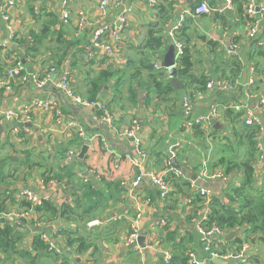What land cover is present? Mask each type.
I'll use <instances>...</instances> for the list:
<instances>
[{
    "label": "crops",
    "instance_id": "obj_1",
    "mask_svg": "<svg viewBox=\"0 0 264 264\" xmlns=\"http://www.w3.org/2000/svg\"><path fill=\"white\" fill-rule=\"evenodd\" d=\"M65 1L69 8L67 20L63 15ZM167 1L159 0V5ZM173 1L171 19L163 32L168 43L163 55L173 42L166 28L179 17L178 22L182 20L185 29L182 42L191 54L195 81L207 76L228 84L227 88H199L193 79L179 76V63L172 68L163 66V55L158 59L159 68L153 66L150 70L142 64L147 58L152 63L157 58L142 48L150 26L157 21V6L149 0H123L129 11L121 33L120 55L113 59L90 46L93 29L117 18L119 8L112 3L101 9L100 0H0V89H3L0 184L7 186L0 202L4 209L31 213L18 220L4 217L6 222H0V227H14L21 251L11 253L4 264H171L173 258L165 262V251H170L173 257L179 254L175 264H192L188 259L190 252H194L198 264H230L228 261L233 258L224 259L213 255V251L225 254L243 247L247 250L233 264H264V240L259 232L250 231L249 223L221 229L217 237H211L214 246L210 250L205 248L198 229L199 223L208 219L215 202L247 212L252 201L264 195V107L260 104L264 97V78L261 86L255 82L252 87L246 85L250 78L258 79L257 56L245 62L246 80L245 69L235 82L220 76L221 67L233 56L239 55L246 61L248 52L253 50L252 40L264 51V17L258 23L257 35L251 38L248 20L234 4L223 12L194 14L195 0ZM225 4L226 0H222L213 7ZM5 13L10 15V23ZM45 25L52 32L42 37L38 52L28 53L27 41L31 46L33 38L43 34ZM11 30H15L20 37L17 41L22 40L25 46L13 40ZM89 49L92 57L87 54ZM15 58L23 62L29 75L39 67L57 65V74H68L77 93L99 100L114 116V125L108 126L111 131L101 128L100 122L93 119V108H75L76 104L68 101L54 82L43 88H37L31 81L18 82L5 92L1 83L7 81L6 68ZM260 68L264 75L263 63ZM154 69L163 74L162 84L149 79ZM101 71L107 72L100 79L101 89L93 95V80ZM172 73H176L183 87L171 83ZM186 98L192 105L189 113L185 109ZM34 100L53 101L65 112V117L59 121L56 110L38 107L31 112L30 120L9 122L5 119L4 105L21 108ZM235 103L251 107L262 122L255 149L250 139L248 126L251 125L235 115L240 113L225 110L227 105ZM213 108L217 109L215 114ZM78 111L80 114L75 113ZM199 116L208 117L200 129L185 126L186 120ZM85 118L91 119L93 126ZM135 119L139 121L136 132L139 137L132 141L122 134V129L130 127ZM72 121L86 129L84 138L78 137L70 125ZM137 142L145 157L139 154ZM85 144L89 149L80 162L74 156ZM169 162L180 170L188 168L197 177L204 166L224 174L205 185L211 193L209 199L198 193L197 187L203 184L183 173L177 182L170 181L171 192L168 198L162 199L150 173L167 175ZM247 162L252 164L251 181L246 180ZM68 170L73 173L70 179L66 176ZM142 172L147 174L143 176ZM138 176L141 179L134 185ZM236 188L240 189L238 193ZM23 189L50 200L57 208L67 202L78 211L71 218L50 217L44 210L32 212L31 206L24 205L27 200L16 197ZM72 189L76 190L74 195ZM84 209L88 212L82 213ZM139 213L142 215L139 236L145 237L147 247L138 239L128 240L131 224ZM67 231L75 232V238H85V249L80 250L78 242L68 244ZM36 237L50 245V254L35 252ZM151 244L155 247H150ZM26 252L37 256L36 259L30 261ZM4 256L0 252V259Z\"/></svg>",
    "mask_w": 264,
    "mask_h": 264
},
{
    "label": "built area",
    "instance_id": "obj_2",
    "mask_svg": "<svg viewBox=\"0 0 264 264\" xmlns=\"http://www.w3.org/2000/svg\"><path fill=\"white\" fill-rule=\"evenodd\" d=\"M153 6H157L159 3V0H149ZM112 3L116 8H119V13L117 14V18L103 26H96L93 31L91 32V43L90 46L96 47L100 50V52L103 55H107L109 59H113L114 56L120 55V44L122 42V36L121 33L123 32L126 22H127V15L129 11V7L125 6L123 4V0H100V8L105 9L106 5ZM233 1L232 0H226V4L223 7H212L209 5L207 0H203L201 3H199L192 12L194 14H201V13H210L213 10H217L220 12H223L226 8L232 7ZM244 11L245 15L250 18L248 21V34L251 38L255 37L258 32V23L261 18L264 17V0H245L244 3ZM63 15L64 18L67 20L69 16V8L67 7V2H64L63 5ZM6 20H9L10 15L9 13H5L4 15ZM11 22L10 20L8 21ZM182 20L176 23V25L172 28L171 31H169L170 37L173 39V43L176 47V54H175V63H178L181 59V56L184 53V45L183 42L177 38V30L182 26ZM82 25V24H81ZM9 28L12 29V27L9 25ZM15 30H11V37L18 39V35L14 33ZM87 54L89 56H93V52L89 49L87 50ZM162 56V55H161ZM159 57H157L153 65L155 68H159ZM58 68L51 64L47 65L44 68H40L36 70L32 75H29L25 71V67L23 65V62L19 58H15V61L13 63H9L8 67L6 68L5 75L7 78V81L5 83H1L2 87L5 89V92H8L13 88L15 83L22 82L25 83L27 81H31L37 88H43L45 85H47L49 82H54L55 86L61 90L68 101L71 103H74L76 105H79L81 107H87V108H93L95 111V114L93 115V119L98 122H104L108 126L114 125V116L110 114L109 111L106 110L103 103H101L99 100H90L88 98L83 97L79 93H77L72 86L70 76L66 73L63 74H57ZM56 79V80H55ZM255 82L254 77L250 78L246 85L249 87H252ZM219 87V88H227L229 85L224 82H215L214 80L210 79L207 83L208 88L211 87ZM260 104L262 107H264V97L260 99ZM38 107H44L46 111H51L52 109L56 110L59 121L62 120L65 117V112L61 109V107L58 104H55L53 101L47 100L44 102H41L39 100H34L32 103L25 105L21 108H13L9 107L6 108L5 111H3V115L7 121H23V120H30V114L33 110H35ZM185 109L187 112H191L192 105L189 103V99L186 98L185 103ZM225 109L229 110L232 109L233 111L240 113L241 117H243L245 123L247 125L251 126H262V122L259 118H257L254 114V111L251 107H248L244 104L235 103L233 105H227ZM216 108L212 109L213 114L216 113ZM2 113V109L0 108V114ZM212 114V115H213ZM208 120V117H195L193 119L186 120L185 126L188 128H193L195 125H202L205 121ZM71 127L75 129L76 134L78 137L84 138L86 136V129L83 126H78V124L71 122ZM18 130V129H15ZM137 130H139V122L135 121V127L134 128H124L122 129V134L124 136L132 137L136 134ZM140 142H137V148L139 149ZM139 154L141 157H145L146 153L139 149ZM72 153V152H71ZM168 170L169 172H173L176 176H181L182 171L180 169H177L173 167L170 162L168 163ZM147 173L142 172V175H146ZM151 179L153 183L159 188L160 190V196L162 199L168 198L170 192H171V182L167 179V175L164 174H155L150 173ZM223 173L220 171H211L207 166H204L200 172L198 178L201 179L203 182H205L204 185L198 186V193L209 199L210 197V190L205 185L208 182H211L214 179H217L219 177H222ZM141 179V176H138L137 179L133 182L134 185H136L139 180ZM50 183H56L55 181H50ZM16 197L18 199H25L27 202L30 203V210L33 212L37 206H40L43 202V197H41L39 194L31 191L30 189H23L20 192L16 193ZM31 213L30 212H24V213H18L14 210H8L1 208L0 206V217L5 218H15L20 219V217L24 216L27 217ZM141 214L139 213L136 217V219L131 224V231L128 235V240L130 242L137 241L139 237V220L141 219ZM206 218H204L198 225V229L200 233L202 234V240L205 244V248L207 250H210L214 246V240L211 237H217L222 230L221 228L216 224L212 223L210 226H205L204 221ZM17 223V222H16ZM95 222H91L90 224H94ZM150 247L154 248L155 245L151 244ZM247 250V247H243L239 251H229L228 253L221 254L218 251H213V255H218L224 259L229 258H240L243 253ZM172 253L170 251H165V262H169L172 259ZM189 261L192 264H198V260L196 259V256L194 252L189 253Z\"/></svg>",
    "mask_w": 264,
    "mask_h": 264
},
{
    "label": "trees",
    "instance_id": "obj_3",
    "mask_svg": "<svg viewBox=\"0 0 264 264\" xmlns=\"http://www.w3.org/2000/svg\"><path fill=\"white\" fill-rule=\"evenodd\" d=\"M202 1L203 0H195L193 10H194V7L198 5L199 3H201ZM207 1H209L208 2L210 3L209 5L213 7L216 2H221L222 0H207ZM232 1H233V4L236 5L237 8L239 9L242 16L245 17L244 19H246V21L247 20L249 21L250 18H248L245 15V11H244L245 0H232ZM173 4H174V1L169 0L165 4L159 5L158 3L157 5V11H158L157 21L152 23V25L150 26L148 35L146 36V39L143 42V46H142L144 50L145 49L148 50L150 55H156L157 57H159L163 55V52H165V49L168 46V43L165 40L163 32L165 31V27L171 19V15H172L173 8H174ZM184 31L185 29L182 23V26L176 32L177 38L181 39V41L184 37V33H185ZM42 32L43 34H41V36L37 35L35 38H33L31 46H29L30 45L29 41H27L28 46H25L24 45L25 43L22 40L17 41L16 38L14 39H15V42L19 46L20 45L25 46V49L28 51V53L38 52L39 51L38 44L41 43L43 36H47V33L49 34L50 32H52L51 27L49 25H45L43 27ZM252 42H253V48H252L253 50L251 52H248L246 56V61H243V57L241 58V56L239 55L233 56L234 58L231 61H229L225 67H221V75H220L221 78L227 79V81H230V82L231 81L235 82L237 78L240 77L239 74L243 72V69L247 68L245 66V62H249L250 60L254 59L257 56V60H256L257 63L255 66V70H256V78L258 79H256L255 84L260 85V86L262 85L264 75L262 74V69L260 68V65L262 63L264 64V51L261 50V47L259 45L257 46L255 45L254 40H252ZM63 53L65 54L66 51H63ZM142 55H145V53L143 52ZM259 60H261V62ZM178 63H179L178 74L180 77L193 79L194 80L193 83L198 84L199 88L201 89H204L207 86V83L210 80L208 79L207 76H202L198 81H195L197 79L194 78V75L192 72L193 71L192 57H191L190 52H188L186 48L184 49V53L181 56V59ZM142 64H145V67H147L148 69L153 70L154 65L150 59L147 58V60L142 61ZM55 66L58 68L57 65ZM106 72L107 71H101L99 77L93 80V86L91 88V92L93 93V95H95L101 89L102 85L100 83V79L104 78V75L106 74ZM135 74L138 75L139 72ZM148 77L149 79L151 78L150 80H152L153 83H156L158 85L162 84L161 81L163 80V74L161 72L155 70L152 73H150ZM2 97H3V89L2 90L0 89V98ZM90 99L94 100L95 98L91 97ZM230 111L233 113L232 109L228 110V112ZM235 115H237L238 117L241 116L240 114H235ZM199 127L200 125L194 126V128L200 129ZM248 127H250V130H251V134H250L251 143H252L253 149H255L257 147L256 138L258 137V134H259L258 132L260 130V127L256 125L248 126ZM65 152H66V149H64V154ZM252 158H253V155L250 156V159L254 161L255 159H252ZM66 176L70 179L71 177H73V173L68 170L66 173ZM252 176H253L252 164L251 162H247L246 180L251 181ZM180 178L182 177L176 176L173 172H168L167 174V179L172 182H177V180H179ZM71 191L73 192V195L76 193L75 189H72ZM239 191H240L239 188L235 189L236 193H238ZM76 198L77 196L75 197V199ZM1 205H3V202H0V206ZM24 205L30 206V203L25 202ZM212 206H213L212 211L208 219L206 218L205 221L203 222L205 226H210L212 225V223H216L221 229H224L227 227L234 226L238 223L247 222L251 225L250 231L253 233L259 232L261 239L264 240V195L253 200L251 207L247 212L236 211L230 205H225V203H220V202H215ZM1 208L3 207L1 206ZM36 210L37 211L44 210L46 213L50 215V217L63 216L66 218H71V214H74L75 212L78 211L77 209L72 207L70 203L65 202L63 205L57 208L55 205H53V203H51L50 200H45V199L43 200L40 206L36 207ZM81 212L86 213L88 212V210L84 209V210H81ZM16 234L17 233L14 230V227L10 225H5L4 227H0V252L5 254V256L0 259V264H4V261L8 259L11 253L13 252L21 253V251L18 250L19 243L16 239ZM75 234L76 233L73 231L66 232L67 243L73 244V243L78 242L81 247L80 250L85 249L86 243H87L85 238L83 237L75 238L74 237ZM33 246L37 254H40V253L50 254L51 252L50 245L47 244L40 237L35 238ZM26 255L30 256L29 257L30 261H34L37 257V256L36 257L33 256L31 252H26ZM172 258H173L172 259L173 261L171 264H175L176 260L179 258V254L175 255L174 257L172 256ZM61 264H68V262L66 263L63 262Z\"/></svg>",
    "mask_w": 264,
    "mask_h": 264
},
{
    "label": "water",
    "instance_id": "obj_4",
    "mask_svg": "<svg viewBox=\"0 0 264 264\" xmlns=\"http://www.w3.org/2000/svg\"><path fill=\"white\" fill-rule=\"evenodd\" d=\"M190 1H191V0H190ZM179 11H180V10H179ZM179 11H178V14L180 15L181 12H179ZM178 20H179V17H178L176 20L172 21V22L167 26L166 31H167V32L171 31L172 28H173V27L176 25V23L178 22ZM175 54H176V47H175V44L172 42V43H170V45H169V47H168L166 53L163 55L162 65L165 66V67H171V68L174 67V66H175ZM174 72H176V71H174ZM171 75H172V77H171V83H172L174 86H178V84H179L181 87H183L182 83L178 81V78L176 77V73H172ZM246 78H247V69H245V72H244V80H246ZM263 94H264V93H263ZM74 105H75V104H74ZM75 106H76L75 108H77V107L80 108V107H81V106H79V105H75ZM70 107H71V105H70ZM86 109H88V108H86ZM3 110H4V111L6 110L5 105H4ZM142 112H143V111H142ZM75 113H76V114H80L79 111H78V112H75ZM81 115H83V114L81 113ZM142 117H143V115H142ZM85 119H86V122H87L88 124H90L91 126H93L94 122H93L91 119H89V118H85ZM99 126H100L101 128L106 129L107 131H111V128H109L108 125H107L106 123H104V122H100V123H99ZM0 136H1V135H0ZM136 137H139V134H138V133H137L134 137H131L130 140L133 141ZM88 149H89L88 144H85V145L82 147L81 151H80L76 156H74V158L77 159V160H79L80 162H83V160H84V158H85V156H86V154H87V152H88ZM172 160H173V159H172ZM172 163H173L176 167H179V164L177 163L176 160H173ZM181 171H182L183 174H185V175L188 176L189 178L195 180L198 184H203V185L205 184V182H203L201 179H199V178L197 177L196 174L191 173V172L189 171L188 168H186V167H182V168H181ZM5 188H7L6 185L3 186V185L0 184V195H2V193H3L4 190H5ZM0 222H6V221H5V218H4V217H0ZM144 238H145L144 236H139V237H138V240L140 241V244H141L143 247H147L146 242H144ZM218 259H219V258H218ZM219 260H221V259H219ZM237 261H238V259L233 258V259L229 260L228 263L233 264V263H236Z\"/></svg>",
    "mask_w": 264,
    "mask_h": 264
},
{
    "label": "rangeland",
    "instance_id": "obj_5",
    "mask_svg": "<svg viewBox=\"0 0 264 264\" xmlns=\"http://www.w3.org/2000/svg\"><path fill=\"white\" fill-rule=\"evenodd\" d=\"M135 121H138V120L137 119L134 120V122L132 123V125L129 127L130 129L135 127Z\"/></svg>",
    "mask_w": 264,
    "mask_h": 264
}]
</instances>
